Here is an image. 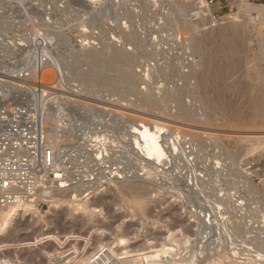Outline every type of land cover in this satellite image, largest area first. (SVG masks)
Segmentation results:
<instances>
[{
  "label": "rangeland",
  "instance_id": "1",
  "mask_svg": "<svg viewBox=\"0 0 264 264\" xmlns=\"http://www.w3.org/2000/svg\"><path fill=\"white\" fill-rule=\"evenodd\" d=\"M67 2L69 0L43 2L42 0H0V80L22 86L19 89L7 88L14 99V104L32 99L31 89L36 95L38 89L45 90L47 97L40 96L38 100L42 101L43 109L48 111L46 118L49 119V115L52 114V119L58 117L61 126L67 128L66 134L61 133L58 136L59 144L64 145L63 156H66L65 178L61 183L51 187L53 191L55 188H60L64 192L63 194L61 191L56 192L58 194L56 200L44 199L45 203L39 209L29 208L26 215L12 228L0 226V260L6 262L3 264L8 262L9 264H99L111 248L115 249L116 253L128 251L121 258L122 264H143L145 261L143 258L148 250L152 247L157 248L156 243L163 242L162 240L167 238V233H173L174 239H177V247L173 251L175 256H167V259L172 257L174 264H185L197 256L200 258L194 259L195 261L206 259L203 264L212 262L218 264L216 263L218 256L223 259L220 264H264V252H256V244L264 243V145H260L257 151L250 153L248 144L241 139L244 137L254 140L257 137L263 139L264 129L236 131L219 128L218 130L216 127L199 126L200 123H197L198 125L187 123L192 118L190 110L195 108L198 112L196 121L206 122L205 115L198 108L199 103L192 101L190 96L187 97L185 102L188 112H182L179 103H175L174 100L169 102L165 96L159 103L161 111L150 114L157 123L168 125L167 127H170L174 134L176 130L182 132L180 134L177 131L179 135L175 134L176 137L171 135L167 144L163 145L168 147L172 157H177L176 162L158 166L155 176L152 177L144 176L141 171L132 170V172L128 169L119 176L115 173L110 174V170L114 169L115 165L109 167L107 163L102 164L103 160L100 159L88 164L87 159L89 150L95 152L96 149L98 151L105 148L109 156L114 154L117 158L121 151H133L130 146L131 135L127 133L131 131V129L127 130L129 127L127 121L149 114L138 107L141 97L148 94L159 99L163 92L172 93L175 89L181 88L184 85L183 76H189L191 72L200 70L199 56L191 55L189 49H185L189 41L201 44L206 40H216L213 45L217 55L222 54L223 49H220L222 46L232 47L234 52L240 57H247V60H251L254 55H261L264 50V0H227L221 12L209 8L205 0H80L78 4H70V6L65 4ZM186 5L189 6L187 9ZM71 6H74L77 9L76 13H79L77 14L79 16L74 17L75 19L72 17L76 15V9ZM254 6L259 10L257 20H254L252 10ZM65 7L68 14L65 13L60 19H56L54 14L58 10H64ZM190 7L191 9L194 7L193 11ZM197 7L203 14L200 18L194 14ZM70 9L75 10L73 15L69 14ZM32 10L38 13V17L46 20V23L54 25L55 29L65 33L67 41L60 44L54 38L46 40L48 34L43 28H39L38 31L36 24L39 18L38 20L31 18ZM185 19L193 24V29L185 23ZM235 23L242 24V27L244 26L243 28L248 31L228 29V26ZM194 24L198 28H194ZM189 27L191 30L188 29ZM131 33L140 37L143 43L136 45L127 42L126 35ZM82 38L90 40V44L81 46ZM239 41L242 44H239ZM63 44L65 45L62 46ZM237 44L240 46L239 52ZM104 48H116L136 55L134 62L136 66L133 69L135 75H133L137 77V86L133 94H124L118 100L116 93L104 87L99 85L85 87L78 83V80L71 81L73 77L68 68L78 64L81 72L87 71L89 61L85 60V53L89 50L100 52ZM77 56L79 62L72 63L78 58ZM170 64L175 66L177 75L167 80L166 73ZM250 65L252 67L251 63ZM250 65L249 67L241 65L243 68L241 72L251 68ZM260 67L264 71V63H260ZM188 83L191 88L195 82L190 79ZM23 86L27 87L29 92H25L27 88L23 91ZM51 107L55 109L49 110ZM89 113L93 120L90 129L83 122V117L88 119ZM52 119L51 122L48 120L46 123L48 132L51 131L50 139L56 135L55 127L52 131V125L55 124ZM114 125H121L123 128L112 142L113 132L109 129ZM95 129L101 133L105 132L106 139H90L89 135ZM160 134L162 135V132ZM200 135L206 137L203 138L205 145H210L203 149L204 151L196 145V137ZM229 135L232 141H237L232 151H240L236 165L232 164L226 153L219 148L221 142L227 143ZM219 137L224 140H219ZM118 138H120L119 144ZM231 138L229 142H232ZM89 139L90 141H87ZM159 140H164V136ZM172 141L174 147L171 146ZM210 142L216 144L215 146L218 144V148L212 147L213 143ZM182 153L187 155V158H184ZM185 159L188 161L190 159V163ZM215 162L220 164L217 166ZM229 166L232 168H228ZM201 168L203 172L205 168H212L213 173L216 171V174L214 173L216 179L214 176H202L204 173ZM229 171L237 173L235 175L238 176L233 177L237 179L233 180L234 174L229 176ZM99 175L104 177L100 179ZM135 176H139L140 180H152L153 184L157 185L145 201V205L150 209V215L144 217L132 214L134 217L130 214L128 203L124 201V196L120 192L121 182L127 177ZM235 181L236 186L232 184ZM189 199L191 201L193 199L192 203ZM97 201H101L102 206L96 211L92 209L87 213L80 210L82 207L91 208L90 205ZM179 222L184 226L176 227ZM202 222L209 226L207 230L209 235L203 231ZM165 226L170 230L173 227L174 229L168 232ZM175 228L176 232H174ZM178 239L181 242H178ZM185 242L187 244L184 245ZM99 246L105 247L100 249ZM121 248L123 250H120ZM91 253L96 254L90 262L81 263ZM128 259H133V262L128 263L130 262Z\"/></svg>",
  "mask_w": 264,
  "mask_h": 264
},
{
  "label": "bare ground",
  "instance_id": "2",
  "mask_svg": "<svg viewBox=\"0 0 264 264\" xmlns=\"http://www.w3.org/2000/svg\"><path fill=\"white\" fill-rule=\"evenodd\" d=\"M43 1L44 0H42V2ZM79 2H80V0L79 1L78 0H69V2H67L65 4L66 5L68 4L70 6V4H78ZM185 4H187V3H185ZM187 6L188 5H186V7H185L186 9H187ZM254 7L255 8H252L254 20H257L259 10H258L257 6H254ZM193 8L194 7H192V9H191V7H190V9L192 11H193ZM65 9H66V7L64 8V10H60V11L58 10L57 12L55 11L56 14H54V17H56V19H60L62 16H64L65 13L68 14V10L66 11ZM74 9H76V8L74 7ZM70 10H69V14L72 13V15H73V12L75 10L74 11L71 10L72 12H70ZM81 11H82V9H81ZM183 11L184 10H182V12ZM76 12H77V9L75 11L76 15L74 14L75 16H73L72 19L76 16H79V15H77L79 13H76ZM194 14L197 17L199 16V18H200V16H203L202 11L198 7L196 8ZM30 15H31L32 19L37 18L36 20H38V18H39V20L37 21V24L35 23L36 28L38 29V31H39V28H43L46 31V33L48 34V36H46V40H52L54 38V39H56L57 43H60V44L67 41L65 33L63 34L57 28L55 29L53 27L54 25H50V24L46 23L47 21L46 20L44 21V19L42 17L41 18L38 17V13H36L34 10L31 11ZM178 17H179V15H178ZM183 17H185V16H183ZM183 17H182V19H183ZM197 17H195V18L197 19ZM69 18H71V16ZM76 19H78V18H76ZM201 19H202V17H201ZM55 21L57 22V20H55ZM193 21H194V19H193ZM73 22H74V20H73ZM185 23L189 24L190 27H192V29H193V24H191L190 22H187L186 19H185ZM192 23H194V22H192ZM195 23L197 25V22H195ZM76 25H78V23H76ZM196 25L194 24V28L195 27L198 28L197 27L198 25L197 26ZM59 26H60V23H59ZM61 26H63V24H61ZM73 27H75V26H73ZM190 27L188 29L191 30ZM243 27H242V24L235 23V25L228 26V29H233L235 31H238L240 29L243 32L248 31ZM70 29H72V27ZM82 29L84 30L83 27H82ZM257 31H260V29H257ZM126 41L132 42L136 45L143 43V40H141L140 37L136 36V34H134V33L127 34L126 35ZM215 42H216V40H206V41H203L201 44H199L195 41H189V43H187V47L185 49H189L191 55H198L199 56L200 70L199 71L195 70V71L191 72L190 75L188 74L189 76H183L182 80L184 82V85H182L181 88L175 89L174 92H172V93L165 91L161 94L159 99L157 97L156 98L150 97L148 94L147 95L149 97L147 95H143L141 97L142 100L140 101L138 107L145 110L146 112H149V114L154 113V112H160L161 109H160L159 103L162 102V98L166 96V98H167V100H169V102L174 100L175 103H179L180 104L179 107L182 110V112H188V108H186L187 104H186L185 100L187 97L190 96L192 101H194L195 103H199L198 108L201 110V113H203L205 115V121L206 122L201 123L202 121L201 122L196 121V115L198 117V114H197L198 112H197V109L194 107L195 109L190 110L192 118L189 119L187 123L192 122L195 125H198L197 123H200L199 126L204 125L203 127L206 126L208 128H210V127L215 128L216 127V129H218V130H219V128H222L225 130H236V131L237 130L242 131L244 129L245 130H248V129H250V130H259V129L263 130L264 129V71L260 67V63H264V50L262 51L261 55L260 54L254 55L252 57V59L251 60L248 59L249 60L248 61L247 57H244V56L240 57L237 54V52H234L232 47L226 48V47L222 46V48H220V49H223V51H221L222 54L217 55V52L215 51L216 50L215 46L213 45V43H215ZM238 43L242 44L241 41H239ZM80 44L83 47L88 46L90 44V40H86L85 38H82L80 41ZM239 44H237L238 52L240 51L239 50L240 49ZM64 45L65 44H63L62 46H64ZM64 48H66V47H64ZM85 54H86L84 57L85 60L89 61L88 70L85 72H81L78 69V64H73V65L71 64L72 66H70L68 68L69 71L71 72V76L73 77V80L71 79V81H77L78 80V83L80 82L85 87H93L96 85L104 87L108 91L116 93V96H118V100L121 99L124 96V94H128V93L133 94L134 93L135 87L137 86L136 85L137 77L134 76L135 74L133 73V69H135V66H136L134 63L136 60V55L128 54V53L123 52V51L116 49V48H107V49L104 48V50H102L100 52H94V51L89 50ZM78 60H79V57L75 59V62L72 61V63H77V62H79ZM250 63L252 64V67H251ZM241 65H245L243 67L250 65L251 68L246 69V71H244L242 73L241 71H243V68L241 67ZM167 69H168L167 73H166L167 74V80H168V78L173 79L174 77H176L177 73H176L175 66L173 64L168 65ZM108 72H110V73H108ZM239 73H241V74L238 76L237 74H239ZM190 79H193L195 82L194 86L191 88L188 86L189 85L188 81ZM229 80H231V81H229ZM18 85H19L18 83H8L6 81L0 80V91L7 90V88L10 90L12 87H14V88L18 87V89H19V87H22V86H20V85L18 86ZM28 87H30V86H28ZM26 88L27 87H24L23 91ZM14 90H16V89H14ZM28 90L29 89L27 88V90L25 92H29ZM36 93L38 96L31 89V98H32L31 101L33 102L34 105L39 106L41 108L42 116L44 118L45 123H47L48 120L52 119V114H50L49 115L50 118L47 119L46 117H47L48 111L46 112L43 109L44 105H43L42 101L38 100V98L40 99V96L45 97L47 95L46 94L47 92H45V90L38 89L36 91ZM6 96H8V98H10V99H13V97L11 96V94L8 90L6 92ZM28 97H29V95H28ZM19 104H18V102H16L15 105H19ZM176 106H178V105L176 104ZM47 108H49V106H47ZM51 109L54 110L55 108L51 107L49 110H51ZM207 110L209 111V113H207ZM55 112H57V110H55ZM149 114L146 116H143V117H139V119L135 118L136 120H130L129 119L127 121V123L129 124V127H127V130L131 129V131H129L127 133L129 135H131L132 140H131L130 146L132 147V150H133L132 152H126V151L122 152L121 151L120 156L117 158V157H114V154L109 156L107 153V150L105 148L103 150H98V151H96L97 150L96 149L95 152H90L91 150H89L88 155H87L88 156L87 159L89 162L88 164L96 161V159L97 160L100 159V160H103L102 164L107 163L110 165L109 167H111V166L113 167L115 165V168L110 170V174L115 173L119 176H122L121 174L128 169L129 171L130 170L131 171L132 170L133 171H141L144 173L143 174L144 176L147 175V176L152 177V176H155L156 170H158V166H160V165L164 166V165H167V163L171 164L172 161L176 162L177 157L176 156L172 157V154H171L170 150L168 149V147L166 148L163 145L167 144V140L170 138L171 135H173V136H175V134L179 135L177 133V131L180 134L182 132H180L179 130H176V133L174 134L173 133L174 131L170 127H167L168 125L165 126V125L157 123L156 121H154L153 117H151V114L150 115ZM156 114H158V113H156ZM57 118L58 117L52 119L53 120L52 122L55 123V124L53 123L54 126L52 125V131H53V128L55 127L54 131L56 130V135L53 137V139H50L49 137L52 136L51 131L48 132V141H49V146L54 151V168L56 167V169H59L62 171V179L59 182H55V181L50 182L49 181L48 183L53 184V186L61 183L64 180L66 168H67L65 166L66 163H64V158L66 156L65 155L63 156V154H64L63 146L64 145L59 144V139H58L59 134L61 135V133L62 134L67 133V131H66L67 128L62 127L63 125L61 126V123L58 122ZM59 119H60V117H59ZM50 122H51V120H50ZM83 122H84V124H86V127L88 129H90V126L93 125V120L91 119V113H89L88 119H85L83 117ZM58 123H60V126ZM56 125H57V127H56ZM66 126H67V123H66ZM122 128L123 127H121V125H114V126L110 127L109 131L113 132L112 135L114 137L112 142H114V140L118 137V134L121 133ZM180 130L182 131V129H180ZM161 132H162V135L160 134ZM166 132L168 133V135H164ZM185 132H186L185 136H187V131H185ZM205 133L206 132L204 131L203 134H205ZM89 136H90L89 137L90 139H94V140H101V139L105 140L106 139V133L105 132L101 133V132L97 131L96 129L94 130L93 133L91 132V134ZM163 136H164V140L160 141L159 138L163 137ZM181 136L184 137L183 135H181ZM175 137H174V139H175ZM204 137L201 135L196 137V145L199 146L202 150L203 149L205 150V148L207 146H210V145H207V146L205 145V141L203 139ZM230 138H231V136L229 135L227 137V140H226L227 143L221 142V144L219 145V148L221 149L222 152L226 153V155L228 156V160H231V163L236 165L237 164L236 161L238 159V155L240 154V151L239 150L238 151H232V149L236 146L237 141L234 142V141H232L233 139L231 138L232 142H229L228 140H230ZM247 138L244 137L241 139L248 144L247 146H248V150H250V153L257 151L260 145H264V138L260 139L257 137V139H255V140L253 138L252 139H249V138L247 139ZM90 139L87 141H90ZM172 139H173V137H172ZM222 139L224 140V138H222ZM222 139L220 138L219 140H222ZM252 140H254V141H252ZM64 141H65V139H64ZM117 143L118 144L120 143V138H118ZM188 143L191 146L193 145V143H190V142H188ZM182 144L184 145V143H182ZM215 145L213 143L212 147H214ZM88 146L92 147V145H87V147ZM171 146L174 147L173 141L171 143ZM217 146H218V144H217ZM217 146H215L214 148H216ZM104 152H105V154H104ZM182 154H183V157L185 156L184 158H187L186 157L187 155H185L184 153H182ZM104 156H106V159H104ZM215 157H218V156H215ZM186 160L187 159H185V161ZM189 161H190V159H189ZM189 161L187 160L186 162L190 163ZM172 164L176 165V163H172ZM216 164L218 166L220 163L217 162ZM121 165H122V167H121ZM230 166H232V165H230ZM230 166L228 168L233 167V166L232 167H230ZM211 169L205 168V170H204V168H203V170H204V172H203L202 168H201V171L204 173V175H202V176L206 175L205 177H207V176L213 177L214 173L216 171L213 173L212 172L213 170L211 171ZM89 170H90V168H89ZM89 170H87V172H89ZM233 172H234V168H233ZM217 174H218V172H217ZM231 174H234V176H232ZM235 174H237V173H231L230 172L229 176L231 175L232 178L238 176ZM136 176L133 178L127 177V179H124V181L121 182L122 185L120 188L121 189L120 192L122 193V196H124L123 197L124 201L128 203V209L130 211V214L131 215L135 214V216L141 215L144 217L145 215H150V212H149L150 209H148L147 206L145 205L146 204L145 201L154 192L155 186H157V185H154L152 180H149V181H145L143 179L140 180V179H138L139 176L138 177H136ZM216 176H218V175H216ZM103 177L104 176H100V179H102ZM214 178H215V176H214ZM235 179H237V178H233V180H235ZM218 180H219V178H218ZM228 182H229V180H228ZM235 183H236V181L232 184L234 185ZM46 184H45V186H46ZM225 186H226V184H225ZM228 186H230V185H228ZM234 186H236V185H234ZM230 187H233V186H230ZM178 188H179V186H178ZM118 190H119V188H118ZM60 191H61L60 188L59 189L55 188V190L53 191V189H51V187L48 186L44 190L42 200L44 201V199H48V198H50V199L53 198V200L54 199L56 200V198H58V194L56 192H60ZM63 192H62V194H63ZM126 198H128V199H126ZM59 200H61V199H59ZM189 200L192 203L193 199H192V201H191V199H189ZM101 201L103 202V199ZM101 201H97V202H93V203L91 202L92 203V205H90L91 208L82 207L80 210L82 212H87V213L89 212V210H92V209L96 211L97 208L102 206ZM50 202H52V201H50ZM149 202H151V201H149ZM221 202H219V203H221ZM114 204H112V205H114ZM77 207H79V206H77ZM29 208H31V207L26 208L22 212H18L17 210H14V209L13 210H0V226L3 225V226H5V228H12L19 219H21L24 215H26V212H27V210H29ZM218 208H220V206H218ZM225 208H227V207H225ZM34 211H36V210H34ZM90 213H91V211H90ZM168 213L169 212H167V214ZM218 214H220V213H218ZM132 216H134V215H132ZM180 222L182 223V221H180ZM180 222L177 223V225H175V226L176 227L184 226ZM203 225H204L203 231L206 234H208L209 232H207V230L209 229V226L205 223H203ZM165 227L167 228L168 226H165ZM169 227H171L170 224H169ZM167 229H168L167 230L168 232H170V231L172 232L174 227L171 230L169 228H167ZM187 229H184V230H187ZM239 229H240V226H239ZM234 230H233V232H234ZM174 232H176V228H175ZM185 232H187V231H185ZM241 232H242V230H241ZM241 232L238 231L239 234ZM235 233H237V232H235ZM174 237L175 236L173 235V233H167V238L162 240L163 242H161V243L159 242V244L156 243V245H158L157 248H154L151 246L152 248L148 250V252L145 254V256L143 258L145 260L143 264H174L175 261H172V257H171V259L168 258L169 260L167 259L168 255H170V256L173 255V251L177 247V239L175 240ZM178 242H181V240L178 239ZM185 244H187V242H185L184 245ZM256 246H257L256 252H264V243L263 242H258V244H256ZM104 247L105 246H99L100 249H102ZM122 248L120 250H123ZM108 251H109V253L104 255L103 258L101 257L102 259L100 260L101 262H99V264H118L119 262H120V264H122L123 262H122L121 258H122V256L126 255L128 252L127 250L126 251L123 250V252L121 251L122 253L121 252L116 253L115 249H112V248L108 249ZM102 252H104V251H102ZM105 252H107V251H105ZM96 253H98V251ZM95 254L91 253L90 256L83 259L81 261V263H85L86 261L90 262V260L95 256ZM136 254L138 255V252ZM233 254H235V252H233ZM197 255H195V256H197ZM260 255L263 257L262 254H260ZM173 256H175V255H173ZM112 257L115 258V261H114V258L111 260ZM198 257L199 256H197V258ZM220 257L221 256L217 257L216 263H218V264H220V261L223 260V259L221 260ZM118 258H120V259L118 260ZM197 258H194V259H197ZM227 258L228 257H225L224 259H227ZM194 259L193 258L190 259L185 264H203V262L206 260V259L204 260L202 257H201V259L204 261H195ZM201 259H198V260H201ZM128 260H130V262L127 261L128 263L133 262V259H128ZM182 261H183V259H182ZM3 263H6V262L3 260H0V264H3ZM7 264H9V262ZM211 264H213V262Z\"/></svg>",
  "mask_w": 264,
  "mask_h": 264
},
{
  "label": "built area",
  "instance_id": "3",
  "mask_svg": "<svg viewBox=\"0 0 264 264\" xmlns=\"http://www.w3.org/2000/svg\"><path fill=\"white\" fill-rule=\"evenodd\" d=\"M205 2L215 12L224 9L219 0ZM6 92L0 91V210L39 209L45 188L53 186L48 182L61 181L62 171L54 168L41 108L32 99L15 105Z\"/></svg>",
  "mask_w": 264,
  "mask_h": 264
},
{
  "label": "crops",
  "instance_id": "4",
  "mask_svg": "<svg viewBox=\"0 0 264 264\" xmlns=\"http://www.w3.org/2000/svg\"><path fill=\"white\" fill-rule=\"evenodd\" d=\"M226 1H227V0H219V2H218V3H219V6L222 7V8H225V6H226L225 3H226ZM209 8H210V7H209ZM213 10H214V11H215V10L218 11L217 8H213Z\"/></svg>",
  "mask_w": 264,
  "mask_h": 264
}]
</instances>
